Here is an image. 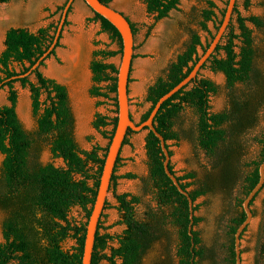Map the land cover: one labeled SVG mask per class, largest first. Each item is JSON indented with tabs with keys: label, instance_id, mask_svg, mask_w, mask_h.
Listing matches in <instances>:
<instances>
[{
	"label": "trees",
	"instance_id": "16d2710c",
	"mask_svg": "<svg viewBox=\"0 0 264 264\" xmlns=\"http://www.w3.org/2000/svg\"><path fill=\"white\" fill-rule=\"evenodd\" d=\"M7 1L9 0H0V3ZM101 1L109 5L112 2ZM180 1L144 0L148 11L157 14V20L167 17L173 9H178ZM228 2L229 0L221 9L214 0H205V5L196 15V20L202 30L211 33L210 40L204 43L197 31H190L191 35L185 49L177 54L163 75L148 88L147 100L152 106L143 114L141 122L149 117L157 101L192 71L200 59V50L202 52L207 50L220 28ZM245 6L247 8L250 6V0H245ZM235 14L239 32L234 25ZM95 20H100L102 30L109 33L121 46L120 51L107 49L95 51V59L91 63L95 83H106L105 87L94 86L92 94L110 98L112 93L117 92L118 67L106 62V59L122 53V40L117 28L106 18L95 13ZM209 22L214 23L215 33L210 31ZM248 22L259 28L264 27V19L256 15L247 17L241 15L236 4L226 33L202 69L210 68L212 71L224 73L229 87H234L236 83H246L260 86L264 91V74L256 66L257 51ZM131 25L135 35L136 27L132 22ZM57 27L49 25L36 31L25 27H11L6 32L5 49L0 54V89L8 87L9 91V104L0 105V154L3 155L0 168V211L4 213L2 221L4 242L0 243V264H82L87 224L97 197L109 145L106 149L95 145L91 150L79 146L74 135L75 119L66 85L46 76L41 67L28 76L18 77L29 71L49 49ZM60 39L61 36L55 49L60 46ZM55 49L51 54L55 53ZM14 63L21 66L19 72L13 67ZM43 65L44 61L41 63V66ZM32 75L34 80L31 79ZM15 76L17 78H14ZM16 82H20L23 88L30 91L32 111L37 123L34 131L26 130L18 116ZM218 90L219 87L214 81L201 77L199 73L190 85L163 103L154 124L166 141L178 140L179 133L175 127L181 113L187 107L193 109L196 116L193 130L200 147L212 158L222 152L225 156V167H230L224 171L225 175L220 183L222 188L227 189L226 193L229 195L233 188V180L236 178L234 175L239 170L232 167L243 161V146L239 139L255 124L257 107L264 103V92L255 105L247 96L245 99H233L228 110L212 112L210 96L216 94ZM117 120V116L110 118L98 114L94 126L102 130L112 125L110 133L102 131L111 141ZM130 131L132 130H128L123 145L127 143ZM254 140L259 147L256 156L251 161L239 165L256 167L254 177L247 179L249 184L245 185V197L260 179L259 168L264 161V131ZM45 145L49 147L54 157L63 158L65 167H57L51 162L45 164L40 160ZM146 149L149 156L150 181L156 200L168 210L164 218L170 219L176 229L178 264H199L198 259L206 256L205 249L201 247L199 232L195 229L201 218L194 216L191 236L189 201L167 175L160 140L152 131H148ZM103 150L105 153L101 154ZM170 153L172 156L171 150ZM120 160L119 155L110 189L120 178L116 175ZM169 168L176 174L172 163ZM121 177L131 178L133 174L128 173ZM177 178L181 186L188 190L194 202L213 189L211 180L197 181L194 172L177 175ZM190 186L194 187L189 189ZM115 197L118 202L117 209L122 214L119 223L124 224L126 228L119 235L102 232L100 219L91 264H141L144 254L157 238L155 227L148 222L135 219L134 205L140 201L139 197L130 193L116 194ZM242 201L239 202L240 206H243ZM75 206L85 211L87 222L76 224L69 219V212ZM197 209L198 205L195 204L194 210ZM242 212L246 217L244 209ZM237 227L232 228L234 233ZM69 239L75 241V245L70 249L64 247V243ZM115 241L117 245H113Z\"/></svg>",
	"mask_w": 264,
	"mask_h": 264
},
{
	"label": "rangeland",
	"instance_id": "374dc122",
	"mask_svg": "<svg viewBox=\"0 0 264 264\" xmlns=\"http://www.w3.org/2000/svg\"><path fill=\"white\" fill-rule=\"evenodd\" d=\"M68 0H23L19 3L20 16L14 21L12 27H25L36 31L41 27L57 25L60 22L64 6ZM222 9L228 0H214ZM238 12L247 17L256 15L264 19V0H250V6H245V0H238ZM112 7L122 12L135 25L134 56L129 82L130 111L133 120L140 123L143 114L150 108L151 102L147 100L148 88L163 75L169 63L177 54L185 49L190 38V31L195 30L201 36L204 43L210 40L211 33L200 28L196 15L205 5V0H181L178 9H173L167 17L156 19L155 13H150L144 0H112ZM237 14L234 16V25L237 29ZM64 23L60 46L55 53L49 55L42 72L51 78L67 86L70 105L75 119L74 135L82 149L91 150L99 145L106 149L110 139L103 135V130L111 132L113 126L102 130L94 126V120L98 114L110 118L117 115L116 94L110 98L95 96L92 94L94 86L105 87L106 83L96 84L93 79L91 63L95 59L94 53L99 49L120 51V44L111 38V35L102 30L100 20H95V13L84 0H74ZM19 25V26H18ZM209 29L215 33V25L209 22ZM252 30L254 46L257 51L256 66L264 74V27H256L248 22ZM11 28V27H10ZM5 30V29H4ZM3 30L0 29V48H3ZM240 44V42H237ZM238 49V48H237ZM202 51L200 50V53ZM121 53L106 59L117 67L120 64ZM17 72L21 66L13 64ZM1 74V73H0ZM201 77L214 81L219 90L210 96L212 112L228 110L232 106L233 99L251 98L252 103L257 102L263 95L262 87L253 84L236 83L229 87L226 76L222 72L204 68L200 72ZM34 80V76H31ZM18 93L17 113L24 128L34 131L37 127L36 118L32 111L31 94L28 88H23L20 82L15 83ZM8 87L0 89V105L9 104ZM257 120L239 139L243 146L242 159L237 167L243 162L251 161L258 152V144L254 138L264 131V103L257 107ZM196 121L194 110L187 107L181 113L175 130L179 133L178 140H169V148L172 152L171 163L177 175L186 172H194L196 180H214L213 167H225L224 154L221 152L217 157H210L202 149L193 130ZM148 130L130 131L127 143L123 145L120 153V163L116 175L120 178L112 185L104 211L101 216L103 229L112 235L121 234L126 226L120 224L121 212L117 209L116 194L130 193L139 197L140 201L134 205V217L141 222H148L155 227L156 239L142 258L141 264H178L176 256V229L170 219H165L168 210L159 204L152 183L150 181L149 156L146 149V137ZM222 151V150H221ZM101 154L105 151H101ZM3 155L0 154V168ZM40 160L43 163L51 162L55 166L65 167L63 158L52 155L48 146L43 148ZM235 166V167H236ZM131 173L133 177L121 176ZM216 173H220V170ZM210 177V179L208 178ZM191 181V180H188ZM194 186H190L192 189ZM233 194L227 195L225 190L218 186L213 187L207 194L199 197L195 204L198 209L196 215L201 221L195 226L201 237V247L206 251L204 258L198 259L199 264H219L223 255L225 242V227L228 217L233 210ZM252 208L256 211V218L243 240V247L253 249L257 242L256 229L263 214L261 195L253 203ZM4 213L0 211V243L4 242L2 234V221ZM69 219L76 224L87 222L85 211L75 206L69 212ZM106 228V229H104ZM252 236L253 241H247ZM74 240H67L65 248H72ZM113 245H117L115 241ZM109 253V250L107 251ZM245 264H249L247 254Z\"/></svg>",
	"mask_w": 264,
	"mask_h": 264
},
{
	"label": "water",
	"instance_id": "95a60500",
	"mask_svg": "<svg viewBox=\"0 0 264 264\" xmlns=\"http://www.w3.org/2000/svg\"><path fill=\"white\" fill-rule=\"evenodd\" d=\"M87 5L93 10V12L101 15L110 21L119 31L121 40H122V53L121 60L118 66L117 73V124L115 127L114 135L109 143L108 151L105 157V163L103 166L100 184L98 188L97 197L95 203L92 208L91 215L88 220L86 236H85V244H84V252L82 258V264H91L92 255L94 250V243L97 228L102 216V213L105 208V204L107 201V197L109 194L111 179L114 173L115 165L117 159L120 155V151L123 146V142L126 138L127 132L129 129L134 131H141L143 129H147L148 131H152L160 140L161 148L164 153V167L167 175L172 179L173 183L176 185L178 190L183 193L188 201H189V210H190V225H189V233L193 236V222L194 216L196 215L194 207L195 202L192 200L189 195L188 190H185L181 183L179 182L177 175L174 174L169 165L171 163V153L170 148L168 147V141L165 140L164 136L156 129L154 124V119L160 110L163 103L172 97L179 90L184 88L187 85L191 84V81L196 79L198 74L201 72L203 65L208 61V59L215 52L217 46L221 42L224 34L226 33L228 26L231 23L233 13L238 0H229L225 16L223 18V22L215 33L213 40L211 41L209 47L205 52H201L200 59L194 65L192 71L189 73L187 77H185L180 83H178L173 89H171L168 93L163 95L156 103L154 108L152 109L149 117L141 122L137 123L133 120L130 111V101H129V80L130 73L132 69V62L134 56V31L131 25V21L127 16H125L122 12L118 11L114 7L109 4L102 2L101 0H84ZM74 0H68L64 6L62 16L60 22L57 27V31L55 34V38L49 49L36 61V63L27 71L26 73L19 75L18 77H25L30 75L35 69L41 67V63L45 61V59L51 54V52L55 49L56 44L59 41V38L62 33V29L64 23L67 19L68 12L73 4ZM14 78H17L16 76ZM152 106V104H151ZM150 106V107H151ZM260 179L255 187L251 190V192L247 195L243 202L244 210L247 214V218L244 222L238 227L235 236L236 242V254H237V264H242L241 262V234L251 222L253 213L251 209V202L257 195V193L261 190L264 184V161L261 163L260 168ZM194 244V243H193Z\"/></svg>",
	"mask_w": 264,
	"mask_h": 264
},
{
	"label": "flooded vegetation",
	"instance_id": "af4514ba",
	"mask_svg": "<svg viewBox=\"0 0 264 264\" xmlns=\"http://www.w3.org/2000/svg\"><path fill=\"white\" fill-rule=\"evenodd\" d=\"M228 168L230 167H221V168L213 167V178H214V180H212L213 187L217 188L218 186H220L223 176L225 175L224 171L228 170ZM232 168H234V170L239 169L240 172L238 170V173L234 175L236 178H234L235 180H233L234 181L233 188L229 191L231 192L235 190V194H233V198H232L233 210L228 217L227 224L225 227V242L222 246L223 255L219 261V264H237L236 242H235L236 241L235 236H236L237 230L234 233L232 228L235 226L239 227L244 222V220L247 218V214H246V217H244L243 212H242L244 207L240 206L239 202L241 200H243L242 202H244L245 198L247 197V196L245 197V192H244L245 185L249 184L247 179L251 177L253 178L254 171L256 170V167H232ZM219 170H220V173L219 174L216 173ZM224 190L225 192L227 191V189H224ZM260 195H261V204L263 208V214L259 222V225L255 231L257 242L254 245L253 249L251 248L246 249L243 247V240L245 239L246 233L248 232L252 224V220L256 218V211L254 208H252V205ZM251 209L253 213L251 222L248 224V226L245 228V230L241 234V262L242 264H245V259H246L245 255L247 254V260L250 261L249 264H264V184H263V189L261 190V192L252 200ZM243 218L245 219L242 220ZM241 220H242V223L238 225V222ZM251 241H253L252 236L249 238L247 242L251 243Z\"/></svg>",
	"mask_w": 264,
	"mask_h": 264
},
{
	"label": "crops",
	"instance_id": "0c3cea01",
	"mask_svg": "<svg viewBox=\"0 0 264 264\" xmlns=\"http://www.w3.org/2000/svg\"><path fill=\"white\" fill-rule=\"evenodd\" d=\"M22 1L23 0H9L7 2L0 3V29L3 30V48H0V54L5 49V37L7 30L15 25L14 21H16L21 14L18 6Z\"/></svg>",
	"mask_w": 264,
	"mask_h": 264
}]
</instances>
